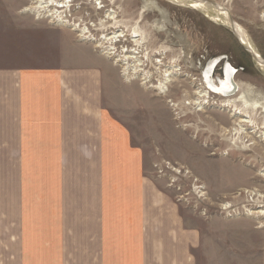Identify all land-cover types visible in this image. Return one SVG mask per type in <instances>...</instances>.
<instances>
[{"label": "rangeland", "instance_id": "rangeland-1", "mask_svg": "<svg viewBox=\"0 0 264 264\" xmlns=\"http://www.w3.org/2000/svg\"><path fill=\"white\" fill-rule=\"evenodd\" d=\"M97 1L71 0L52 19L46 12L36 15L32 1L0 0V73L73 65L88 52L101 56L110 82L107 114L128 128L158 195L176 205L181 228L189 233L190 264H264V110L245 109L238 101L244 93L250 104H264L263 68L228 27L200 11L165 0ZM208 1L228 10L264 60V0ZM112 33L123 36L116 43L102 41ZM134 52L140 69L128 80L124 72L133 59L125 57ZM218 57L224 60L217 65L226 61L236 71L238 90L228 98L209 93L199 99L205 104L197 110L196 93L205 87L202 71ZM165 70L175 76L161 93L155 87ZM213 71V79L222 77L217 66ZM67 157H73L71 162L48 169L43 162H25L20 204L26 207L0 201V254L15 252L20 261H35L43 248L66 252L75 241V234H68L77 231L84 202L104 200V177L97 181L85 175L79 155ZM5 162L0 161L2 169ZM40 228L47 232L45 239L38 237ZM49 243L56 244L55 250H47ZM8 258L1 257L0 264H15Z\"/></svg>", "mask_w": 264, "mask_h": 264}, {"label": "crops", "instance_id": "crops-1", "mask_svg": "<svg viewBox=\"0 0 264 264\" xmlns=\"http://www.w3.org/2000/svg\"><path fill=\"white\" fill-rule=\"evenodd\" d=\"M86 54L73 65L0 73V146L7 161L3 169L0 164V201L26 207L20 204L25 162L55 168L60 161L71 162L67 155L80 156L85 175L97 181L104 177V200L84 202L77 231L68 234H75V241L66 252H50L56 244L49 243L48 252H37L33 262L20 261L15 252L0 258L9 256L15 264H190L189 233L181 228L176 205L158 195L128 128L107 114L110 82L104 60ZM4 154L0 147V161ZM40 229L38 237L45 239L47 232Z\"/></svg>", "mask_w": 264, "mask_h": 264}, {"label": "bare ground", "instance_id": "bare-ground-1", "mask_svg": "<svg viewBox=\"0 0 264 264\" xmlns=\"http://www.w3.org/2000/svg\"><path fill=\"white\" fill-rule=\"evenodd\" d=\"M32 2H34V4H35V6H34V8L36 7L37 9H36V15H43L45 12H46V15L47 16H50V17H52V19L56 16V17H58V16H60V15H58V11L56 10V9H58V8H67L68 6H70V3H71V0H48V1H46V0H31ZM30 1V2H31ZM91 1H93V0H91ZM97 0H95V2H96ZM165 1H169V2H172V3H174V4H176V5H178V6H185V7H188V8H190V9H193V10H197V11H200L201 13H203L204 15H205V17L206 18H208L210 21H212V22H215V23H219V24H221V25H224V26H229L230 25V16L228 15V14H225V13H223L222 11H219V10H213V9H211V8H209V7H207L206 5H201V4H191L190 2H188V1H186V0H165ZM98 2V1H97ZM97 4H100V6H101V2H99V3H97ZM94 5L96 6V4L94 3ZM97 7V9H101L102 7ZM53 7V8H52ZM33 8V9H34ZM49 8H52V9H49ZM35 10V9H34ZM30 12V11H32V10H30V9H25V12ZM109 12H111V11H109ZM32 13V12H31ZM35 14V13H34ZM60 14V13H59ZM46 16V17H47ZM114 17V14L113 13H108L107 14V18H109V19H114L113 18ZM58 19V18H57ZM59 20V19H58ZM236 26V32H237V34H238V36L239 37H241L242 39L243 38H246V36L244 35V31L242 30V28L241 27H239V26H237V25H235ZM73 29V28H72ZM81 32V34H84L85 32H86V30L85 29H83V30H81L80 31ZM123 35H122V33H112L111 35H105V36H103L101 39H102V41L104 40L106 43L107 42H110V44L111 43H116V42H118V40L122 37ZM131 38V40L133 41V42H136V44H138L139 43V38H137L136 36H131L130 37ZM52 42V41H51ZM246 42L249 44V42L246 40ZM249 46H250V49L252 50V52L254 51L253 49H252V46H251V44H249ZM132 51V50H131ZM256 53V52H255ZM109 54V53H108ZM129 55L128 56H126L125 58H126V60H128V59H133V61H132V64H131V66H127L126 67V69H125V72H124V75H125V79L127 78L128 80L129 79H134V78H136V76H135V74L137 73V71H139V65H140V62H139V60L137 59V57L135 56V52L134 53H128ZM158 54V53H157ZM257 54V53H256ZM125 64H126V61H125ZM262 68H263V70H264V66H261ZM170 70H172V69H170ZM131 73L132 75H129L128 73ZM164 72V71H163ZM230 75H229V79H230V81H227V80H229V79H227L226 81H227V83L225 82V80H223L222 81V84H221V86H223V85H226V86H228V87H231V91L229 90L228 91V93L226 94V96L229 94V93H233L234 92V90H235V88L237 87L236 86V84L234 83V82H232V80H231V73H229ZM173 76H175L174 75V72L172 71V72H170V71H168V70H165V73L163 74V80H162V82L159 84V86L156 88L155 87V89H158L161 93H165V91H166V89H167V84L169 83V82H171V79L173 78ZM129 77V78H128ZM138 78V77H137ZM203 78H204V82H205V85L206 86H208L209 87V89L210 90H212L213 92H216V93H219V92H217L218 90L216 89V85H215V82H214V79L212 78L211 79V77H209V71L207 70V71H205V73H204V75H203ZM209 91L207 90V89H205V88H203V90H198L197 91V96H198V98H197V101H195V103L194 104H196L197 105V110H202L203 109V105L205 104L203 101H201V100H199L200 98H206L208 95H209ZM220 94V93H219ZM248 97H249V94H244V93H242V94H240L239 95V97H238V101L240 102V103H242V107H244L245 109H248L249 107H251L252 106V108H262L263 110H264V104H261V103H259V104H257V103H252L251 102V104L249 103V99H248ZM222 98V97H221ZM192 103V102H191ZM242 111V110H241ZM235 115L236 116H238V117H241V118H243V119H245L246 117H244V115H242L241 113H235ZM242 121V120H241ZM242 122H244V123H249V122H247V121H242ZM241 122V123H242ZM249 125V124H248ZM237 127V126H236ZM247 127V126H246ZM243 124H241L240 125V130H241V132L243 131ZM238 130V129H237ZM239 130V131H240ZM252 130V129H251ZM234 132V131H233ZM237 132V131H236ZM244 133V132H243ZM234 134V133H233ZM262 137V136H261Z\"/></svg>", "mask_w": 264, "mask_h": 264}, {"label": "water", "instance_id": "water-1", "mask_svg": "<svg viewBox=\"0 0 264 264\" xmlns=\"http://www.w3.org/2000/svg\"><path fill=\"white\" fill-rule=\"evenodd\" d=\"M186 1L190 2L191 4L206 5L207 7L211 8L213 10H219V11H222L223 13L229 15L228 10H226L223 7H220L219 5L214 4V3H212V2H210L208 0H186ZM229 22H230V25L227 26V27L230 29L231 33L237 39L238 43L251 55V58L254 60V62L256 64H258L259 66H264V60H262L260 58V56L255 53V51L252 52V50L250 49L249 44L246 42L247 39L246 38L242 39L241 37L238 36V34L236 32V26H235L236 24L233 22L231 17H230V21ZM222 60H224L223 57H218V58H214V59L210 60L206 64L204 70L202 71V77H203L205 71L208 70L209 71V77H211V79H212V75H213V72H214L213 70L215 69L217 64H219ZM226 69H229L230 73H232V75H234L236 71L230 66V64L228 62H226V61L224 62L223 80H225V82L227 83V81H230V79H229V75H226ZM227 79H229V80H227ZM231 80H232V78H231ZM218 81L219 80H217V82Z\"/></svg>", "mask_w": 264, "mask_h": 264}, {"label": "flooded vegetation", "instance_id": "flooded-vegetation-1", "mask_svg": "<svg viewBox=\"0 0 264 264\" xmlns=\"http://www.w3.org/2000/svg\"><path fill=\"white\" fill-rule=\"evenodd\" d=\"M28 1H31V0H28ZM32 4V3H31ZM217 67H218V69H219V71H220V75L222 76L220 79H218V78H216V79H214V82H215V87H216V89L218 90L217 92H219V93H216V92H213L212 90H210L209 89V87L208 86H206L205 85V87L207 88V90L210 92V93H213V94H218L217 96H219V97H222V98H228V97H230V96H232L233 94H235V92L238 90V85L236 84V88H235V90H234V92L233 93H229L227 96H226V94L228 93V91L230 90L231 91V87H228V86H226V85H223V86H221V84H222V81H223V70H224V64L222 63L221 65H217ZM217 72V71H216ZM232 72V71H231ZM230 73V70L229 69H226V75H230L229 74ZM231 78H232V81L234 82V80H233V75H232V73H231ZM217 80H219L218 82H217ZM203 82H204V78H203ZM221 83V84H220ZM204 84H205V82H204ZM204 87V88H205ZM205 88V89H206Z\"/></svg>", "mask_w": 264, "mask_h": 264}]
</instances>
